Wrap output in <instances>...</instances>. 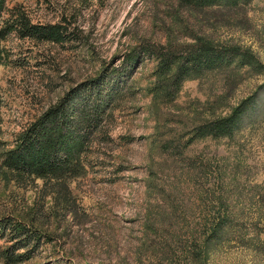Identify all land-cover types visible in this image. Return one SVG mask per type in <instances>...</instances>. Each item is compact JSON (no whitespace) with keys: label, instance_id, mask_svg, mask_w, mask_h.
<instances>
[{"label":"rangeland","instance_id":"rangeland-1","mask_svg":"<svg viewBox=\"0 0 264 264\" xmlns=\"http://www.w3.org/2000/svg\"><path fill=\"white\" fill-rule=\"evenodd\" d=\"M21 18L60 25L70 37L39 42L14 30L1 39L0 226L11 231L0 227V264L22 228L32 242L18 253L32 257L20 264H264V0L241 13L179 0H7L0 28ZM200 38L249 49L263 67L208 72L185 81L172 100L153 90L155 56L122 68L142 43ZM109 74L120 95L83 155V171L17 180L2 152L71 88L85 99L83 86ZM254 94L256 111L233 137L189 142L197 126Z\"/></svg>","mask_w":264,"mask_h":264},{"label":"trees","instance_id":"trees-1","mask_svg":"<svg viewBox=\"0 0 264 264\" xmlns=\"http://www.w3.org/2000/svg\"><path fill=\"white\" fill-rule=\"evenodd\" d=\"M251 1L179 0L183 6L202 11L211 10L214 13L224 9L241 13L245 5ZM6 2L7 0H0V18L6 9ZM14 30L39 42L62 43L70 37V34L60 25L32 24L28 18H21L20 24L7 23L0 28V45L1 39ZM142 54L157 58L158 64L154 71L157 80L153 90L162 92L168 100L175 99L185 81L208 72L221 71L234 63L240 67H252L257 63L259 68L263 67L260 62H257L258 60L255 61L254 53L249 49L217 45L200 38L196 39V42L178 46L156 42L142 43L124 56L126 65L122 68L127 71L128 68L134 70L141 61ZM121 72L123 73L124 69ZM126 75H128L127 79L130 78V73L127 72ZM109 77L111 74L99 76L93 84L83 86V89L87 91L85 99L81 97L82 92L73 87L56 103L42 111L21 134L17 146L2 152L4 167L17 180L32 178L49 180L50 177L64 179L66 176L80 174L85 166L83 155L93 135L99 132L100 128L102 130L101 123L107 117L108 107L110 108L115 98L120 95L118 88L112 86ZM102 86L109 87L107 94L101 90ZM257 98V94H254L243 100L229 116L197 126L189 142L196 138L233 137L241 129L243 117L256 111ZM167 145H170V141ZM59 185L62 197L66 201L69 195L71 197V191L64 180ZM0 227L3 228L4 233L7 229L11 231L7 224ZM15 230L18 229L12 228V231ZM18 238L20 239L15 240ZM13 240L15 242L3 252L6 264H20L32 257L31 250L29 253H18L32 242L31 231L22 228L13 235Z\"/></svg>","mask_w":264,"mask_h":264}]
</instances>
